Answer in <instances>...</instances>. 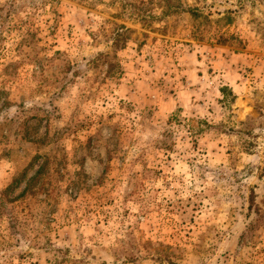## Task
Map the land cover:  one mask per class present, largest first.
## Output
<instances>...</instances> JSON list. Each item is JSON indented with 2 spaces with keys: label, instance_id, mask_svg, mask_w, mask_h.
<instances>
[{
  "label": "rangeland",
  "instance_id": "374dc122",
  "mask_svg": "<svg viewBox=\"0 0 264 264\" xmlns=\"http://www.w3.org/2000/svg\"><path fill=\"white\" fill-rule=\"evenodd\" d=\"M0 264H264V0H0Z\"/></svg>",
  "mask_w": 264,
  "mask_h": 264
},
{
  "label": "trees",
  "instance_id": "16d2710c",
  "mask_svg": "<svg viewBox=\"0 0 264 264\" xmlns=\"http://www.w3.org/2000/svg\"><path fill=\"white\" fill-rule=\"evenodd\" d=\"M38 175V174H37ZM29 181H32V179L31 180H29ZM31 188V186H30V184H29V182H28V184H27V186L25 187V191L24 192H26V190L28 191V189H30ZM6 191H8V189L6 190Z\"/></svg>",
  "mask_w": 264,
  "mask_h": 264
}]
</instances>
